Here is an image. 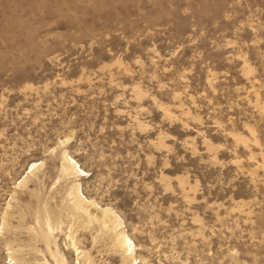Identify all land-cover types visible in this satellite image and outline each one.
<instances>
[{"label": "rangeland", "instance_id": "obj_1", "mask_svg": "<svg viewBox=\"0 0 264 264\" xmlns=\"http://www.w3.org/2000/svg\"><path fill=\"white\" fill-rule=\"evenodd\" d=\"M0 264H264V0H0Z\"/></svg>", "mask_w": 264, "mask_h": 264}, {"label": "bare ground", "instance_id": "obj_2", "mask_svg": "<svg viewBox=\"0 0 264 264\" xmlns=\"http://www.w3.org/2000/svg\"><path fill=\"white\" fill-rule=\"evenodd\" d=\"M109 217H110V216H109ZM108 219H109V218H108ZM108 219H107V221H108ZM109 220H110V219H109ZM107 221H106V222H107ZM108 222H109V221H108ZM110 222H111V221H110ZM111 223H113V222H111Z\"/></svg>", "mask_w": 264, "mask_h": 264}]
</instances>
